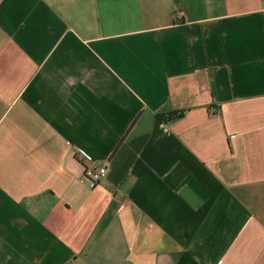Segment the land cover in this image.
I'll list each match as a JSON object with an SVG mask.
<instances>
[{
	"label": "crops",
	"instance_id": "obj_1",
	"mask_svg": "<svg viewBox=\"0 0 264 264\" xmlns=\"http://www.w3.org/2000/svg\"><path fill=\"white\" fill-rule=\"evenodd\" d=\"M0 264H264V0H0Z\"/></svg>",
	"mask_w": 264,
	"mask_h": 264
},
{
	"label": "built area",
	"instance_id": "obj_2",
	"mask_svg": "<svg viewBox=\"0 0 264 264\" xmlns=\"http://www.w3.org/2000/svg\"><path fill=\"white\" fill-rule=\"evenodd\" d=\"M180 17V15H179ZM215 111L213 110L212 113ZM75 160L81 165L82 168V183L87 189L96 188L101 181L106 177L107 170L105 168H95L94 165L87 157L86 151L77 147L75 149Z\"/></svg>",
	"mask_w": 264,
	"mask_h": 264
},
{
	"label": "trees",
	"instance_id": "obj_3",
	"mask_svg": "<svg viewBox=\"0 0 264 264\" xmlns=\"http://www.w3.org/2000/svg\"><path fill=\"white\" fill-rule=\"evenodd\" d=\"M184 112L183 111H177V112H171L168 114L158 115L157 118L165 123V122H171L173 120H178L183 117Z\"/></svg>",
	"mask_w": 264,
	"mask_h": 264
}]
</instances>
